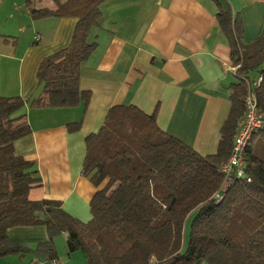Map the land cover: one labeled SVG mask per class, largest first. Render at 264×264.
I'll return each instance as SVG.
<instances>
[{"label": "trees", "instance_id": "trees-1", "mask_svg": "<svg viewBox=\"0 0 264 264\" xmlns=\"http://www.w3.org/2000/svg\"><path fill=\"white\" fill-rule=\"evenodd\" d=\"M35 1H25L33 20L74 18L76 23L69 43L41 60L36 97L0 95V259L31 252L56 263L54 239L65 234L67 252H81L84 264H264V125L248 141L242 175L221 172L248 94L264 117V23L254 40L245 41L239 17L219 4L216 20L236 71L225 88L229 111L215 153L200 155L160 130L156 109L147 114L117 104L107 110L98 131L84 139L81 174L96 191L90 219L82 222L59 201L28 198L41 178L33 161L15 154L14 142L31 133L20 114L25 106L86 109L90 92L79 88L80 67L96 47L89 35L108 0H37L36 8ZM47 1L51 6L44 5ZM79 127L80 121L66 125L69 132ZM36 226L45 228L47 239L34 249L8 237L12 228ZM199 246L207 249L195 254Z\"/></svg>", "mask_w": 264, "mask_h": 264}, {"label": "crops", "instance_id": "crops-1", "mask_svg": "<svg viewBox=\"0 0 264 264\" xmlns=\"http://www.w3.org/2000/svg\"><path fill=\"white\" fill-rule=\"evenodd\" d=\"M219 4L239 17L245 41L256 38L264 23V0H108L101 4L99 26L89 35L96 47L79 72V88L90 92L86 109L25 106L20 112L31 133L14 142V152L33 161L41 178V184L29 191L30 200L59 201L72 217L82 222L90 219L89 202L96 189L81 174L84 139L98 131L113 105H134L147 114L156 109L160 130L200 155L215 153L229 111L225 88L234 82L230 48L216 20ZM7 5L0 0V28L4 29L0 31V95L26 101L40 90L36 73L41 60L69 43L76 21L33 20L19 3L13 4L15 19L10 21ZM76 121L79 129L69 132L66 125ZM8 237L29 249L47 239L42 226L12 228ZM65 239L64 234V243ZM64 246L62 255L70 257ZM57 258L56 264L58 254ZM33 260L38 259L30 252L5 256L0 264Z\"/></svg>", "mask_w": 264, "mask_h": 264}, {"label": "built area", "instance_id": "built-area-1", "mask_svg": "<svg viewBox=\"0 0 264 264\" xmlns=\"http://www.w3.org/2000/svg\"><path fill=\"white\" fill-rule=\"evenodd\" d=\"M37 40V39H36ZM232 73L236 68H229ZM260 77L256 79V84L260 82ZM264 125V117L259 113L255 96L250 93L245 98V115L234 139L230 155L226 163L221 167V172L226 176L234 173L237 177L242 175L243 155L254 131ZM44 261L33 260L30 264H44ZM47 263V262H46ZM54 263V262H53Z\"/></svg>", "mask_w": 264, "mask_h": 264}, {"label": "rangeland", "instance_id": "rangeland-1", "mask_svg": "<svg viewBox=\"0 0 264 264\" xmlns=\"http://www.w3.org/2000/svg\"><path fill=\"white\" fill-rule=\"evenodd\" d=\"M25 1L26 0H6V2L8 3V5L7 6H5V13L6 14H9V17H10V21H13L15 18H14V13H13V4H16V3H19L20 4V6H21V8L22 7H24V9H25ZM39 3H40V1H39ZM38 3V1L36 0L35 2H34V7L36 8V7H38L40 4ZM45 6H51V3L50 2H46V4H45ZM21 11H25V10H23V9H21ZM55 18V17H54ZM44 19V18H43ZM6 21H8V20H6ZM11 25V24H10ZM1 30H4L3 28L1 29L0 28V31ZM10 31V30H9ZM21 114V113H20ZM187 228H188V226H187ZM63 235L64 234H61V235H59V236H57L56 238H55V249H56V252H57V254H58V257H59V261H58V264H84V260H83V256H82V254H81V252H79V251H75V252H73L71 255H70V257H68V256H66V255H62V250L64 249V245H65V243L62 241V237H63ZM61 236V237H60ZM62 241V242H61ZM57 243V244H56ZM58 243H61V247H59V244ZM200 246L199 247H197L196 248V252H195V254H198L199 253V251H200ZM207 248H206V246H202V248H201V252H204L205 250H206ZM64 251V250H63ZM64 253H66V251H64ZM44 264H56L55 262L53 263H44ZM197 264H206V263H204V262H202V261H200V262H198Z\"/></svg>", "mask_w": 264, "mask_h": 264}]
</instances>
